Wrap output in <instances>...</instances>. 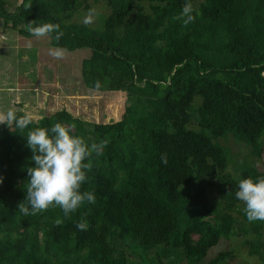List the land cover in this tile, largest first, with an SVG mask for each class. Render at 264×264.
I'll use <instances>...</instances> for the list:
<instances>
[{
  "label": "trees",
  "instance_id": "16d2710c",
  "mask_svg": "<svg viewBox=\"0 0 264 264\" xmlns=\"http://www.w3.org/2000/svg\"><path fill=\"white\" fill-rule=\"evenodd\" d=\"M139 1L148 2V12L139 5L132 12L131 0H106L109 14L101 16L100 28L65 23L77 0H11V10L7 0H0V18L27 36L29 22L58 23L64 35L57 42V33H50L52 45L91 52L81 67L88 88L95 89L94 82L100 81L107 90L169 98L189 80H219L229 90L225 99L234 105L243 99L240 106L249 110L250 118L239 132L246 131L250 138L235 137L247 144L248 153L239 156L229 147L206 144V138L186 129L182 138L175 137L178 146L166 148L175 158L188 155L187 172L168 185L154 173L150 149L136 141L125 121L90 126L60 109L29 128L62 123L72 126V134L89 146L108 141L102 154L93 153L84 161L92 168L81 191H93L95 203L85 202L68 217L59 207L24 215L18 206L27 195L22 196L19 179L35 166L25 138L28 129L25 137L19 129L12 130L14 145L12 131L0 124V264H138L130 253L140 255L139 264H163L158 257L147 258L159 245L171 264H197L235 225L241 236L257 237L261 221L246 225L245 212L241 221L230 211L240 202L239 181L264 177V162H247L249 155L260 158L264 152V0H203L192 13L195 21L187 26L173 19L186 0ZM209 105L218 110L213 102ZM213 189L221 195L222 208L210 201ZM82 218L86 230L77 227ZM57 219L62 223L57 225ZM257 240L245 239L244 244L264 261V242ZM228 256L221 251L210 264H223Z\"/></svg>",
  "mask_w": 264,
  "mask_h": 264
},
{
  "label": "rangeland",
  "instance_id": "374dc122",
  "mask_svg": "<svg viewBox=\"0 0 264 264\" xmlns=\"http://www.w3.org/2000/svg\"><path fill=\"white\" fill-rule=\"evenodd\" d=\"M7 1L11 10V0ZM202 1L196 0L192 4L194 10H197ZM131 4L132 12L137 5L144 11H149L147 1L131 0ZM77 5V9L65 20L66 24H83L84 15L94 7L98 15L94 22L87 26L100 28L101 16L109 14L106 0H77ZM251 5L255 4L251 2ZM262 9L264 14V3ZM6 23L0 18V112L10 107L17 112L29 110L34 112L37 121L42 116L66 109L90 126L96 123L125 121L133 130L136 141L150 149L154 173L160 174V179L164 178L168 185L173 183L176 176L187 172L188 155L175 158L171 156V150L166 148L178 146L175 137L182 138L186 129L206 138V144L229 147L239 156L248 153L247 144L235 141V137L244 134L243 137L250 138L245 130L243 133L239 132L240 127H244L250 118L249 110L240 106L243 99H240L239 105H234L228 98L225 99V96L229 95V90L219 80L201 83L189 80L169 98H152L106 88L96 91L84 86L81 79L82 62L84 58L90 56L89 49L66 50L63 59H55L48 54L49 49L55 47L51 44L50 35L37 39L32 35L21 34L18 30L12 29L11 24ZM208 56L207 52L205 57L209 58ZM220 86L222 89H219ZM211 102L217 106V111L211 110L209 105ZM166 135L171 138L165 139ZM260 138L261 134L257 135L256 139ZM11 141L16 144L14 131L11 132ZM163 153L167 154V165L161 162ZM262 153L260 158L249 155L247 162L249 164L264 162V152ZM27 181L28 177L25 174L20 176L22 196L27 195L25 188ZM208 196L212 203L219 204V208L223 207L220 203L221 195L217 190L213 189ZM244 208V203L240 201L230 214L242 221ZM244 223L250 224L247 221ZM245 239H258L257 241L264 242V221H261L257 237L255 234L241 236L235 225L227 237H222L197 264H210L221 251L229 253L223 264H264L262 257L249 253V247L244 244ZM164 250V246L159 245L148 252L147 258L158 257L163 264H171V258L164 254ZM129 257L134 262L141 263L139 254L130 253ZM179 264L186 262L181 261Z\"/></svg>",
  "mask_w": 264,
  "mask_h": 264
},
{
  "label": "clouds",
  "instance_id": "9594fccd",
  "mask_svg": "<svg viewBox=\"0 0 264 264\" xmlns=\"http://www.w3.org/2000/svg\"><path fill=\"white\" fill-rule=\"evenodd\" d=\"M191 0H186L179 15L175 20H182L183 25L195 21ZM98 15L96 8H90L84 15L83 24L91 25ZM26 30L37 39L50 33H57L54 37L58 42L64 33L60 25L53 23L36 24L29 22ZM55 59H63L66 49L54 47L48 53ZM94 88L99 91L100 81L94 82ZM37 119L33 111L25 110L18 115L16 109L8 108L0 112V124H6L10 129H19L21 135L25 129L27 146L32 150L31 161L35 166L27 168L28 181L25 185L26 199L18 206V210L24 215H36L49 207H59L65 217L75 212L85 202L95 203L96 197L93 191H81L82 185L87 181V172L91 171L92 164L85 163L93 153L100 155L108 141L92 143L90 146L82 137L72 134V126L55 123L50 129L46 127L29 128ZM161 162L168 163L166 153L161 154ZM0 183L3 178L0 177ZM236 198L245 205L244 212L249 222L264 221V177L253 179L252 177L241 179L238 183ZM57 225L62 220H56ZM77 227L86 230L87 221L83 218L77 223Z\"/></svg>",
  "mask_w": 264,
  "mask_h": 264
}]
</instances>
